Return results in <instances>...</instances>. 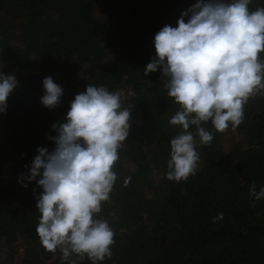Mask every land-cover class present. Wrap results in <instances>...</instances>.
Wrapping results in <instances>:
<instances>
[{
  "label": "trees",
  "instance_id": "1",
  "mask_svg": "<svg viewBox=\"0 0 264 264\" xmlns=\"http://www.w3.org/2000/svg\"><path fill=\"white\" fill-rule=\"evenodd\" d=\"M195 2L0 0V73L19 82L0 114V264H61L59 249L47 252L35 231L42 189L19 178L38 147L53 150L51 125L88 84L134 93L123 102L132 107L112 169L117 180L95 217L114 231L111 259L98 264H264V199L250 207L249 196L253 181L264 187V94L249 98L239 126L218 133L205 123L214 138L198 146L196 174L166 179L170 141L181 130L168 121L179 106L159 69L143 72L155 57V34L176 27ZM258 7L264 0H251L249 9ZM46 77L63 89L54 109L40 102Z\"/></svg>",
  "mask_w": 264,
  "mask_h": 264
},
{
  "label": "clouds",
  "instance_id": "2",
  "mask_svg": "<svg viewBox=\"0 0 264 264\" xmlns=\"http://www.w3.org/2000/svg\"><path fill=\"white\" fill-rule=\"evenodd\" d=\"M251 0H196L183 11L176 27L165 25L154 36L155 57L143 74L161 71L167 96L179 106L169 119L180 132L170 141L166 179L186 181L198 170V146L214 136L203 125L211 122L218 133L239 126L249 98L264 94V7L251 11ZM14 75L0 73V114L18 87ZM41 104L54 109L62 87L52 77L42 80ZM132 91H109L88 84L75 95L62 122L53 123L54 143L49 151L38 147L22 187L35 181L42 192L36 209L35 229L41 246L50 253L59 249L61 264H91L111 259L114 231L108 221L95 218L117 180L112 170L119 149L129 135L130 110L124 106ZM195 127V132L191 131ZM131 177L125 180V184ZM35 192V189L33 190ZM250 207L264 199V187H249ZM218 213L213 223L222 221Z\"/></svg>",
  "mask_w": 264,
  "mask_h": 264
}]
</instances>
